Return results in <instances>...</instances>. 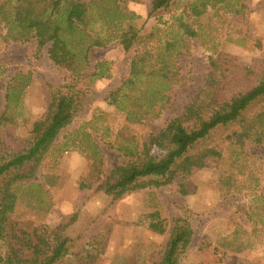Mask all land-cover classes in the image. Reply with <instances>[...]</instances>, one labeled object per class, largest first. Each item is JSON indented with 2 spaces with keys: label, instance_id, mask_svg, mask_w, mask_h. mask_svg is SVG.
<instances>
[{
  "label": "trees",
  "instance_id": "1",
  "mask_svg": "<svg viewBox=\"0 0 264 264\" xmlns=\"http://www.w3.org/2000/svg\"><path fill=\"white\" fill-rule=\"evenodd\" d=\"M102 1L0 0V20L9 39L19 43L35 41L37 53L47 47L49 61L64 76L63 83L50 87L43 119L28 125L26 119L15 124L18 120L14 116L0 118V264H99L97 259L105 252L111 226L79 244V239L65 233L69 223L60 224L53 230L52 240L47 241L33 222L14 220L18 189L35 178L56 138L81 112L94 79L106 75L104 62L85 73L92 47H105L112 40L124 51L135 47L126 78L104 100L133 118L134 123L142 124L159 116L162 105L168 102L166 93L178 77L171 59L187 49L186 37H197L194 20L208 9L218 11V5L226 0H150L145 5L147 19L161 18L182 7L174 18V26L161 35L163 40L156 27L143 35L142 27L125 23L135 16L122 12L117 1L125 9L128 0H108L111 5L102 3L101 7ZM242 7L243 4L230 10L239 16ZM94 11L102 16V27L109 32L105 36L92 27ZM206 55L210 70L200 92L181 115L168 121L160 131H147L140 139L118 132L109 146L124 161L108 171L100 151L93 147L88 152L90 167L78 185L80 190L96 186L111 201L171 185L176 186L180 196L192 195L196 191L191 179L194 172L217 163L226 146L239 151L247 145L264 146V56L244 64L213 47ZM23 79H19L20 84L27 86L28 81ZM16 90L17 87L9 88L8 103L18 102ZM17 117L22 120V116ZM8 122L22 124L24 133L8 140ZM122 143L127 145L119 146ZM154 150L159 154H154ZM130 225L161 235L168 228L157 210L142 214ZM192 233L185 219H174L158 264H179ZM225 243L222 248L240 251L232 247L231 241Z\"/></svg>",
  "mask_w": 264,
  "mask_h": 264
},
{
  "label": "rangeland",
  "instance_id": "2",
  "mask_svg": "<svg viewBox=\"0 0 264 264\" xmlns=\"http://www.w3.org/2000/svg\"><path fill=\"white\" fill-rule=\"evenodd\" d=\"M149 1L128 0L125 9L121 2L117 4L122 12L135 16L126 24L142 27L143 35L156 27L163 40L161 35L174 26V18L182 7L161 18L147 19L145 5ZM100 3L101 7L111 5L108 0ZM241 4V15L231 12V7L238 8ZM217 8L218 11L208 9L192 23L197 37H186L187 49L171 59L178 77L166 93L168 102L162 105L159 116L142 124L134 123L133 118L104 100L126 78L135 47L124 51L112 40L105 47L89 50V69L85 73H91L97 63L104 62L106 75L94 79L81 112L56 138L35 178L18 189L14 220L33 222L47 241L52 240L57 226L69 223L65 233L79 239V244L99 236L109 225L111 232L105 252L97 259L99 264H158L172 221L183 218L193 233L179 264H264V146L247 145L240 151L226 146L217 163L194 172L191 179L196 191L192 195L180 196L176 186L171 185L111 201L96 186L82 190L78 187L90 167L88 152L93 147L100 151L108 171L124 161L109 146L118 132L140 139L147 131H160L168 121L181 115L203 86L210 70L206 54L212 47L234 55L244 64L264 56V0H226ZM91 23L98 34L109 33L102 27L99 12H93ZM36 49L35 41L12 42L0 20V118L14 116L18 120L15 124L26 119L30 125L43 119L50 87L64 81L63 74L49 61L47 47L39 53ZM19 79L28 81V85L22 86ZM15 87L19 100L10 104L6 101L7 93ZM17 116H22V120ZM14 123H6L8 140L24 133L23 125ZM154 154L159 153L154 150ZM155 210L167 221L165 234L130 225L142 214ZM225 240L240 251L222 248Z\"/></svg>",
  "mask_w": 264,
  "mask_h": 264
}]
</instances>
